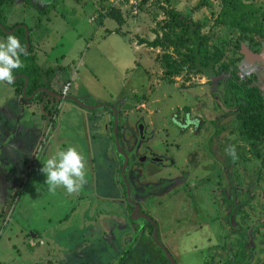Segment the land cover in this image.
<instances>
[{
    "label": "rangeland",
    "instance_id": "rangeland-1",
    "mask_svg": "<svg viewBox=\"0 0 264 264\" xmlns=\"http://www.w3.org/2000/svg\"><path fill=\"white\" fill-rule=\"evenodd\" d=\"M100 1L65 0L63 5V0H8L1 7L0 22L3 25L2 31L7 35L0 34V41H6L8 35L12 34V29H9L20 24L26 30L25 49L29 51V32L32 35L29 48L34 45L35 52L40 56L37 61L24 57L25 66L28 64L33 68L31 70H39L42 83L49 85L42 89L59 97L46 93L45 98L31 99L33 95L19 96L12 84L0 83V264H96L97 258H103L104 249L109 255H114L117 253L115 249L120 248L121 242L126 243L127 238H138L140 243L143 242L141 249L151 259H155L158 253L167 258L166 253L158 247L160 243L178 255L175 251L181 249L179 240L177 241L179 236L171 232L179 229L184 220L192 218V209H189L192 202L186 200L190 196L185 197L180 192L177 198L172 192L165 196L156 191L154 195L144 198L149 200L144 203V210L170 231L164 236L168 239H162L168 247L155 238L154 232L149 235L147 232L141 234L133 228L129 229L127 225H130V221L115 217V213L110 212L123 209V205L111 201L110 189L114 187L117 194L118 187L121 189L124 184L127 196L119 194L118 198H126L129 204L135 199L140 201L143 197L136 193L128 174L122 172L119 177L120 167L117 168L116 165L119 160H125L122 165L125 167L127 152L125 145L121 148L117 143L115 131L113 137L111 129L107 130L111 122L115 130V116L104 111L105 108L90 111L80 106L81 104L99 107L98 105H102L99 102L110 106L123 103V113L126 114L124 118L118 117L120 129L121 123L127 122L134 128L137 117H140L145 119L148 130L154 136L151 141L143 144L144 150L149 147L151 152L160 155L166 151H174L178 159L187 154L185 164L188 168L192 167L188 171V187L194 189L197 186V194L203 197L202 210H209L211 204V209L207 212H226L220 206L221 195L226 192L237 202L241 199L245 201V213H255L259 219L264 220V180L258 178H264V150L252 152L253 144L250 139L247 141V158L238 159L240 171L236 173V177H241V186L237 179L234 186H230L226 179L231 174L226 165H223L226 177L223 187L219 185L222 166L217 172L218 181H206L218 178L215 174L208 175V169L217 157V161L222 159L224 162L228 154L227 149L223 151L219 146L221 142L218 139L223 136H218L221 125L211 122L216 119L215 103L223 104L219 96L226 92L224 81L219 78L209 80L192 74L190 80L181 75L175 77L173 82H168L159 60L163 51L148 49L145 45H139L135 39L138 35L154 39L155 35L136 25H123L120 33H109L108 29L113 31L119 25L111 19H102L106 22L101 25V16L96 11ZM104 1L117 6L123 14L130 17L136 14V5L141 0ZM200 1L149 0L141 10H150L157 18L151 29H157L158 23L165 21L163 7L201 23L203 31L211 39V52L215 49L223 51L226 61H235L246 71V75L258 82L249 71L255 65V60L248 64L251 53L262 51V44L257 43V36L249 32L245 37L237 29L215 23L221 10L220 5L210 0L215 8L201 7ZM248 7L257 10L256 16L260 17L264 12V0H252ZM141 10L139 8V13ZM142 18L146 20L148 16L144 15ZM132 20L136 24V17ZM36 35L44 40L35 42ZM260 81L264 84L263 72ZM66 84H70L69 98L74 96L76 102L66 100L60 110V118L54 117L53 121H57V134L52 128L53 124L49 127L48 117L52 114L45 112L44 108L53 101L61 100ZM141 95L146 97L144 101L141 100L143 105L134 100V96ZM95 103L97 104L94 105ZM187 110L191 111L193 117L206 120L205 130L200 135H194L192 129H180L177 121L183 120ZM41 115L46 117L47 126L42 122ZM51 120L52 117H49V121ZM235 127L237 126L234 125ZM121 135L122 137L119 134L120 144L125 138L123 133ZM210 136L214 143L208 145ZM183 143L182 147L185 146V149H180ZM69 146L75 147L86 161V183L73 194H68L63 187L51 192L45 183V175L40 171L42 163ZM211 146H214L217 156L210 153ZM130 163L133 164L132 159ZM134 165L142 166L137 162ZM142 168L144 171L139 172L143 176L141 183L151 182L154 186L159 179L146 181L145 175H153L163 169L152 163H147ZM130 173L132 175L135 171L130 170ZM182 176L185 179L186 173ZM249 176L256 178L255 182H249ZM101 191H106L108 195L101 198ZM241 207L240 202L234 212H241ZM131 208L133 207L130 206ZM107 210L109 213L104 215L103 211ZM255 215H250L252 224L255 223ZM196 218L197 215L194 219ZM141 221L139 224H147L143 219ZM193 222L196 221L186 224L192 226ZM202 223L210 225L204 212ZM145 227L149 232V227ZM199 233L201 237H205L207 232L201 230ZM181 254L186 256L188 251L184 249Z\"/></svg>",
    "mask_w": 264,
    "mask_h": 264
},
{
    "label": "flooded vegetation",
    "instance_id": "flooded-vegetation-1",
    "mask_svg": "<svg viewBox=\"0 0 264 264\" xmlns=\"http://www.w3.org/2000/svg\"><path fill=\"white\" fill-rule=\"evenodd\" d=\"M103 1L104 0L100 1L99 6L96 9L97 13L98 11H101L103 9V6L105 5V1L104 2ZM64 4H65V0H63V5ZM0 26L3 27L1 23ZM14 32L15 31L11 33L13 34ZM36 38L40 39L41 37L36 35ZM30 39H31V35L29 34V42ZM261 44H262V51L260 53H251V56L249 58L250 61L248 62L249 64L251 62H254L255 60V65L251 67L249 71L254 74V78L259 80L258 81L259 84H257L258 82H256L254 79H251L250 76L246 75V71L242 67H240L239 64H237L235 61H231V62L238 67L237 68L238 73L236 76L239 78V80L250 79L252 83L260 89L261 93L264 96V84H262V81H260L261 73L263 72L264 74V40L262 39H261ZM233 69L234 67L230 68V70ZM228 76L225 75L224 78L227 79ZM224 83L226 84L225 81ZM225 93L226 92H224V94ZM224 94L223 96H219V99L223 101V104L219 105L215 103L216 119L211 121L213 124L216 122L219 123L221 125V128L222 126H225V130H221L218 134V136L223 134L222 138L218 139V141L221 142L219 146L223 151H225V149H228L229 146H232L233 139L236 138L233 127L234 125L237 126L238 124L237 122H235V119H237L238 110L232 105L233 103L232 101H230L229 103L226 102L229 96H226ZM61 96L70 97V90L67 92L66 95H64L62 92ZM236 101L237 100H235L234 103H237ZM53 102L58 103L53 106H57L59 111L58 114H56V116L55 115L49 116L52 117L51 121H49V117H48V123H49V127L51 124H53L52 128L55 132H57V126H56L57 121L54 122L53 119L54 117H59L60 110L62 109L65 100L61 99L60 101H53ZM103 103L104 102H99V104L102 105H98L99 107L96 106V108L94 109H93L94 106H89L85 104L84 106H86L87 107L86 109L90 111H99L98 109L105 108L104 111L105 110L108 111L110 114L113 115V117L115 116L116 113L118 117L124 118V115L126 113L125 114L123 113V108L125 107V105L123 106V103H118L117 107L116 105L110 106L108 104H103ZM96 104L97 103H95L94 105ZM227 108L230 110L226 111ZM144 120L145 119L143 118L137 117L134 128H132L129 122H127L125 124L121 123L122 128L120 129V122L118 119L117 121L118 130L116 132L117 143L119 144L120 147L125 145L127 152L125 167L124 168L122 167V165H124L125 160H119V162L116 165L117 168L120 167L119 177L122 176V172H124V174H128L130 179L134 183L136 193L138 192V196L141 194L143 198L140 201L138 199H135L131 202L132 204H129L126 198L124 199L118 198L119 194L125 197L127 196V188L124 186V184H122L121 186L122 191L120 187H118L117 194L115 188L113 187L110 189L112 191L110 192L112 195L111 201L113 203H119L123 205L122 207L123 209L119 210L118 212H114V211H110V212L115 213L114 215L115 217L126 218L128 221H130V225L129 224L127 225L128 228L129 229L133 228L134 230H136L137 233L144 234L145 232H147L149 235H152L154 232L155 238L162 243H164L162 240L163 238L164 240L168 239L167 237L164 236L166 234H169L170 231H168L165 225L161 224L159 220H157L156 218L154 219L149 214V212L144 210V206H145L144 203L149 201V200L148 201L144 200V198L150 195H154L156 191L161 192L160 194H164L165 196L169 194V192H172L175 194V197L179 198L177 195L180 192H182L184 193L185 197L186 195L190 196V198L186 200L191 201L192 204H191V208L187 207V209L188 208L192 209L191 213L193 214V216L190 220H184V224H181V227H179V229H175L174 231L171 232L173 235L179 236V239H177V241L179 240L180 243L179 246L181 247V249L179 251H175L178 254L177 256L172 251L171 248L166 249L163 246V244L160 243V246L158 244V247L163 251V253L164 252L166 253L165 256L167 258L161 257L160 253L157 252L158 253V255L156 254L157 257L155 259H151V257H149L147 253H145L144 250L141 249L143 242L140 243L138 241V238L136 239L127 238L126 243L121 242L120 248L115 249V251L117 252L116 254L109 255L107 251L104 249L103 258L102 259L97 258L98 261H96L95 263L96 264H264V220L259 219L258 218L259 216H256L255 213L249 212L248 213L249 215L245 213V211L243 210L246 204L245 201H242L241 199V201L237 202L236 199H234V197L227 194L226 192L221 195V199H220V206L226 209V212L223 211L207 212L211 209V204L209 205V210H202L201 203L203 201V197H200L199 196L200 194H197V186H195L194 189H190L188 187L189 185L188 183L190 179L188 171L192 167L188 168L187 165L185 164V159L187 154L182 153L183 157L178 159L175 157L174 151H166L165 154L160 155L159 153L151 152L149 150V147L144 150L143 144L151 141L154 137L148 130L149 127L147 125V122ZM177 122L180 124L181 127L180 129L182 131H185L186 129H188L186 131H189V129H192L193 130L192 133L194 135H200L202 130L204 131L205 126L207 125L206 120L198 116L193 117L191 111L189 110L185 111L183 120ZM45 125L47 126V122ZM44 128L45 127H43V129ZM109 129H111L113 134L112 136L114 137L115 130L112 127V122L111 124L109 123V126H107L108 131ZM45 130L46 129H44V132ZM55 132L53 133V135L55 134ZM122 133L125 138H123L120 144L119 134L120 137H122L121 135ZM209 139H211V141H209ZM248 139H249L248 136H243V140L239 142V145L243 146V151L245 153L244 157L238 156L236 157V159L232 158L231 160H228V157H230V155L227 154L226 157L224 155L225 157L224 162L222 161V159L220 161H217L218 158L217 157L216 161L213 164H211L210 168L208 169V175L215 174L218 176L217 172L219 171V167L222 166V169L220 171L221 178L219 184L220 186L222 185L221 187L225 185L223 182L224 179L226 178L224 176L223 165L227 166L226 167L227 170L230 169L231 175H229L230 177L226 179L229 182L230 186L231 187L234 186V183H236L235 179L238 180L239 185L241 184V177L240 179L236 177V173L240 171L238 165L239 164L238 159L245 160L247 158L246 154L248 150V143H247ZM211 142L214 143V139H212V137L210 136L207 140V144L209 145ZM185 143L181 144L180 149L183 148L182 146ZM213 147L214 146H211L212 152L210 153L212 155L215 154L217 156V151ZM183 149H185V146ZM130 159L133 160V164L130 163ZM234 160L237 161L234 162ZM135 162H137L138 165L142 164V166L134 165ZM147 163L155 164L163 169L156 174L145 175L146 181L147 180L157 181L159 179V181L154 186L153 183L151 182L145 184L141 183L143 176H141L142 175L141 173L139 175V172L142 170L144 171V168L142 167ZM92 165L95 167L94 163H92ZM130 170L135 171V173L131 175ZM263 170H264V164H263ZM185 173H186V177L184 179L182 175ZM249 177H250L248 178L249 182L250 181L255 182L256 178L252 176ZM258 178L259 180H264V178L260 176ZM218 179L219 176L218 178L215 179H206V181L210 183V182L218 181ZM243 180H244V176H243ZM202 182L204 181H199V183ZM227 187L224 188L225 191ZM102 188H103V184H102ZM101 192L103 193L102 198L108 195L106 191H101ZM210 201L212 202L213 200L210 199ZM240 202L242 203L241 212L239 211L234 212V209L239 206ZM217 203H218L217 205H219V202ZM130 206L133 208L130 209ZM103 212H105L104 215H107L109 213L108 210ZM203 212L206 218L209 220L210 225H206V224L203 225L204 224L202 223ZM253 214L256 217L254 224L251 223L252 219H250V215ZM196 215L197 218L194 219ZM141 219H143V221H145L148 225L139 224V222H142ZM193 220L196 221L193 222L192 224L193 227L187 226L186 223H189ZM145 226L149 227L150 229L149 232ZM201 230L207 232L205 237H201L200 233L198 234V231ZM158 234H160L159 237ZM184 249L188 251V255L186 256L181 254V251Z\"/></svg>",
    "mask_w": 264,
    "mask_h": 264
},
{
    "label": "trees",
    "instance_id": "trees-1",
    "mask_svg": "<svg viewBox=\"0 0 264 264\" xmlns=\"http://www.w3.org/2000/svg\"><path fill=\"white\" fill-rule=\"evenodd\" d=\"M6 1L8 0H0V10ZM148 1L141 0L136 5L138 7V10L136 9L134 11L136 14H132L130 17L123 14L117 6H111L110 3H105L106 5L103 6V9L97 13L101 16L100 23L103 26L106 21L102 19H111L119 25L113 31L108 29L110 31L109 33H120L123 25H136L154 34V39L152 37L144 38L140 35L135 37V39L138 40L139 45H145L148 49H160L161 52L163 51L162 54L160 52L159 60L164 70L165 79L168 82H173L175 77L181 75H185L186 80H190V75L192 74L207 77L209 80L223 79L226 82L225 95L229 96L227 98L229 101L226 100V102L229 103L232 101V105L238 110L237 119H235V122L238 124L237 127H233L236 138L232 142V146L234 145L236 149V157L245 156L243 146L239 145V142L243 140V136H248L252 141L254 148H252V152L259 153L264 150V96L260 89L250 79L239 80L236 76L238 67L232 62L226 61V55L223 51L215 49L211 52L209 47L211 39L203 31V25L201 23L193 22L190 18L184 17L177 11L163 7L164 14L166 15L165 21L159 22L157 29H151V25L156 24L157 18L150 10H141L148 4ZM251 1L214 0V3L220 5L221 8L215 19V23L237 29L245 37L249 32H253L258 38L257 43L261 44V39L264 40V12L260 17L256 16L257 10H251L248 7ZM200 4L201 7H213V3L211 5L210 0H201ZM139 8L141 10L140 13ZM213 13L215 14L216 12ZM144 15H147L148 19H143L142 17ZM134 17H136V24L132 20ZM19 25L15 24L9 30L12 29L15 31L13 34L18 35L17 38H20V44L25 48L26 30ZM125 31L129 33L127 29ZM0 34L3 36L7 35L2 31L1 27ZM33 50L34 47L31 46L26 55L21 54L20 60L23 62V67L13 70V76H17L18 79L12 85L16 88L19 96H22L24 92L26 78L28 79L27 97L33 95L40 88L47 86L42 83L38 75L39 70H31L33 68H30L28 64L25 66L24 57L25 59L28 58L36 61L37 57L34 55ZM231 67H234V69L230 70ZM225 75H229L227 79L224 78ZM45 94L41 92L35 99L45 98ZM145 98L144 95L140 97L134 96V100L142 103V105L144 102L141 100L143 99L144 101ZM235 100H237V103H234ZM55 104L57 103L52 102L47 104L44 108L45 112L50 115L52 114V116L55 113L58 114V107L53 106ZM41 116L46 119L43 115ZM221 130H225V126H222ZM231 159L232 156L228 157V160Z\"/></svg>",
    "mask_w": 264,
    "mask_h": 264
},
{
    "label": "clouds",
    "instance_id": "clouds-1",
    "mask_svg": "<svg viewBox=\"0 0 264 264\" xmlns=\"http://www.w3.org/2000/svg\"><path fill=\"white\" fill-rule=\"evenodd\" d=\"M21 54L26 55L27 52L15 35L9 34L6 41H0V83H13V70L23 67ZM227 153L236 159L234 145L228 147ZM42 164L40 171L45 175V183L51 192L63 187L68 194H73L86 183V161L75 147L57 151Z\"/></svg>",
    "mask_w": 264,
    "mask_h": 264
},
{
    "label": "water",
    "instance_id": "water-1",
    "mask_svg": "<svg viewBox=\"0 0 264 264\" xmlns=\"http://www.w3.org/2000/svg\"><path fill=\"white\" fill-rule=\"evenodd\" d=\"M1 27V29H3V27L2 26H0ZM13 32V31H12ZM27 47H28V49H29V32H27ZM27 52V51H26ZM18 79V77L16 76L15 77V79H14V81H13V83L16 81ZM27 84H28V79L26 78V86L24 87V92H23V95H24V97H27V95H26V91H27ZM41 92H44V93H49V91L47 90V89H40V90H37L34 94H33V96H32V98L31 99H35V97L39 94V93H41ZM51 96H53V97H59V96H57L56 94H51V93H49ZM61 99H64L65 101L66 100H72V101H75L76 102V99H73V97H71V98H69V97H62ZM80 106H84V105H80ZM85 108H87L86 106H84ZM116 107H117V105H116ZM94 108H96V107H93V109ZM117 121H118V116H117V114L115 113V122H116V125H115V135H116V137H117V134H116V132H117V130H118V127H117ZM117 139V138H116Z\"/></svg>",
    "mask_w": 264,
    "mask_h": 264
},
{
    "label": "crops",
    "instance_id": "crops-1",
    "mask_svg": "<svg viewBox=\"0 0 264 264\" xmlns=\"http://www.w3.org/2000/svg\"><path fill=\"white\" fill-rule=\"evenodd\" d=\"M31 38H32V35H31ZM44 39H43V37L42 38H40V39H38V38H36L35 39V42H40V41H43ZM32 40L30 39V42H31ZM33 47H34V45H33ZM34 49H35V47H34ZM28 52V51H27ZM33 53H36L35 52V50H33ZM37 55H36V57H37V59H36V61L38 60V57L40 56L38 53H36ZM64 105V104H63ZM43 114V113H42ZM41 119H42V122L44 123V125L46 124V122H47V119L46 120H44V118L41 116ZM101 194L103 195V193L101 192ZM102 198V197H101Z\"/></svg>",
    "mask_w": 264,
    "mask_h": 264
},
{
    "label": "built area",
    "instance_id": "built-area-1",
    "mask_svg": "<svg viewBox=\"0 0 264 264\" xmlns=\"http://www.w3.org/2000/svg\"><path fill=\"white\" fill-rule=\"evenodd\" d=\"M69 90H70V84H66L63 89V94L66 95Z\"/></svg>",
    "mask_w": 264,
    "mask_h": 264
}]
</instances>
